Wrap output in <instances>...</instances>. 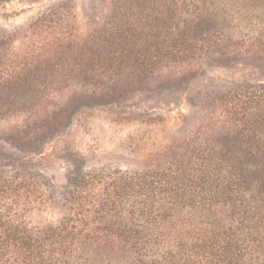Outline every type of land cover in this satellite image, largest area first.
Returning <instances> with one entry per match:
<instances>
[{"label": "rangeland", "instance_id": "obj_1", "mask_svg": "<svg viewBox=\"0 0 264 264\" xmlns=\"http://www.w3.org/2000/svg\"><path fill=\"white\" fill-rule=\"evenodd\" d=\"M209 1L216 15L185 60L112 82L86 64L120 50L125 0H3L0 225L13 213V224L56 220L76 157L83 171L156 169L190 144L228 137L214 130L226 118L223 97L264 86V0Z\"/></svg>", "mask_w": 264, "mask_h": 264}, {"label": "trees", "instance_id": "obj_2", "mask_svg": "<svg viewBox=\"0 0 264 264\" xmlns=\"http://www.w3.org/2000/svg\"><path fill=\"white\" fill-rule=\"evenodd\" d=\"M208 1L125 0L120 50L86 70L116 82L185 60L216 15ZM239 88L223 97L221 142L190 144L156 169L83 171L73 159L56 220L13 224V213L0 225V264H264V86Z\"/></svg>", "mask_w": 264, "mask_h": 264}]
</instances>
